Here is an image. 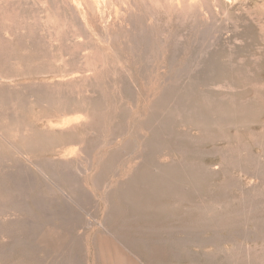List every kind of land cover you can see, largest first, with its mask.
<instances>
[{
	"label": "rangeland",
	"instance_id": "1",
	"mask_svg": "<svg viewBox=\"0 0 264 264\" xmlns=\"http://www.w3.org/2000/svg\"><path fill=\"white\" fill-rule=\"evenodd\" d=\"M0 134V264H264V0H0Z\"/></svg>",
	"mask_w": 264,
	"mask_h": 264
},
{
	"label": "bare ground",
	"instance_id": "2",
	"mask_svg": "<svg viewBox=\"0 0 264 264\" xmlns=\"http://www.w3.org/2000/svg\"><path fill=\"white\" fill-rule=\"evenodd\" d=\"M54 85H51L50 86V88L53 90H57V93H58V89L60 88V84H58V83H53ZM60 92V91H59ZM83 94V93H82ZM89 113V112H88ZM63 114V113H62ZM89 115V114H88ZM65 121H66V119H65ZM66 124L67 125H69L70 127H72V128H76V127H78L79 126V122H75V121H73V122H71L70 120H68L67 119V121H66ZM80 124H82L83 125V128H88L87 127V125H89L88 123H85V122H80ZM0 138L1 139H5L6 140V138L2 135V134H0ZM88 221V220H87ZM91 221H88V223L86 224V228H88V233H89V231L91 230V229H93L96 225L95 224H92V222L90 223ZM98 226H100V227H102L104 230H106L107 232H109V234H111V232L109 231V228H108V226L106 225V224H104V223H102V222H99L98 223ZM99 229V228H98ZM110 237V236H109ZM113 237L115 238V236L113 235ZM46 238V237H45ZM114 248V247H113ZM114 251H116V250H114ZM107 252V251H106ZM114 256V255H116V253H114V254H111V252H110V254H109V256H110V258L106 261V262H109V264H123V262H125V261H121L122 259H123V257L121 258V260H119L117 257L115 258V257H112L111 258V256ZM120 255V254H119ZM124 256H126V254L124 253ZM120 257V256H119ZM132 262H134L135 263V261H133L132 260ZM105 264V263H104Z\"/></svg>",
	"mask_w": 264,
	"mask_h": 264
}]
</instances>
